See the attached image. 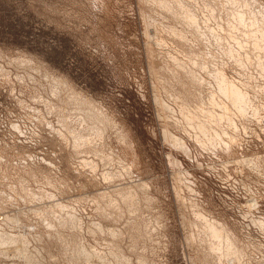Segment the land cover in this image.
I'll return each instance as SVG.
<instances>
[{"label":"rangeland","instance_id":"374dc122","mask_svg":"<svg viewBox=\"0 0 264 264\" xmlns=\"http://www.w3.org/2000/svg\"><path fill=\"white\" fill-rule=\"evenodd\" d=\"M263 48L264 0H0V264H264Z\"/></svg>","mask_w":264,"mask_h":264},{"label":"bare ground","instance_id":"6f19581e","mask_svg":"<svg viewBox=\"0 0 264 264\" xmlns=\"http://www.w3.org/2000/svg\"><path fill=\"white\" fill-rule=\"evenodd\" d=\"M252 17V16H251ZM196 20V19H195ZM192 24V23H191ZM252 24V23H251ZM256 26V25H255ZM204 30V29H203ZM262 35H263V33H262ZM201 36V35H200ZM251 38V37H250ZM262 39H263V36H262ZM254 43V45H255V43H257V42H253ZM253 45V44H252ZM258 45H259V43H258ZM257 46V45H256ZM260 46V45H259ZM262 47V46H261ZM259 49L258 50H260V49H262V48H260V47H258ZM255 51H257V50H255L254 49V51L253 52H255ZM262 52H264V48H263V50H261ZM261 51H260V53H261ZM236 52V51H235ZM194 57V56H193ZM255 59V58H254ZM262 61V60H261ZM257 64V63H256ZM260 64H262V63H260ZM196 66V65H195ZM240 66H241V64H240ZM257 66V65H256ZM261 68H263V67H261ZM213 69V68H212ZM219 72V71H218ZM264 74V73H263ZM212 79V78H211ZM218 83V82H217ZM221 85V84H220ZM225 87V86H224ZM229 87V86H228ZM224 89V88H223ZM233 89H234V87H233ZM231 91V90H230ZM221 92V91H220ZM224 93H225V91H224ZM232 93V92H231ZM236 93H237V91H236ZM235 93V94H236ZM233 95V94H232ZM226 96V95H225ZM239 96H240V99H242V98H244L243 96H242V98H241V95H238V93H237V98H238V100H232L233 101V103H236L237 101H240V99H239ZM229 97V96H228ZM218 98V97H217ZM243 100V99H242ZM241 103H242V101H240ZM247 102V101H246ZM245 102V103H246ZM238 103V102H237ZM239 104V103H238ZM208 105V104H207ZM243 105V104H242ZM238 106V105H237ZM244 106V105H243ZM245 107V106H244ZM243 107V108H244ZM230 110V109H229ZM256 110V109H255ZM184 111V110H183ZM204 111V110H203ZM257 111V110H256ZM241 112V111H240ZM239 112V113H240ZM225 113V112H224ZM182 114V113H181ZM185 115V114H184ZM192 117V116H191ZM188 118V117H187ZM197 118V117H196ZM186 119V118H185ZM191 119V118H190ZM187 120V119H186ZM191 121V120H190ZM193 126V125H192ZM198 126V125H197ZM201 127V126H200ZM199 127V128H200ZM200 132V131H199ZM81 133V132H80ZM165 134V133H164ZM204 134H206V133H204ZM167 136V139H168V137L170 136V134H168V135H166ZM207 136V135H206ZM170 140V139H169ZM231 140V139H230ZM176 142H177V140H175ZM179 141V140H178ZM180 142H181V140H180ZM181 144H183V143H181ZM130 195V194H129ZM130 197V196H129ZM131 199V198H130ZM129 199V200H130ZM131 203V202H130ZM8 218V217H7ZM76 222V221H75ZM60 223V222H59ZM75 225V224H74ZM50 228V227H49ZM75 228V227H74ZM77 229V228H76ZM112 230H113V227H112ZM211 230H213L214 231V229H211ZM213 231H211V232H213ZM114 233V232H113ZM216 233V232H215ZM214 233V234H215ZM215 236V235H214ZM114 237V236H113ZM228 237V236H227ZM217 238V237H216ZM219 238V237H218ZM9 241V240H8ZM56 241V240H55ZM227 241V239H225V242ZM3 242H5L4 240H2V241H0V246L3 244ZM224 242V241H223ZM230 242V241H229ZM11 243V242H10ZM9 243V244H10ZM62 243V242H61ZM228 243V242H227ZM232 243V242H231ZM4 244H6V242L4 243ZM8 244V243H7ZM15 244V243H14ZM59 244V243H58ZM209 244H211V243H209ZM224 244H226V243H224ZM12 245V244H11ZM215 245H217V244H215ZM5 246V245H4ZM27 246V245H26ZM212 246H213V244H212ZM86 248V247H85ZM16 250V249H15ZM22 250H23V248H22ZM26 250V249H25ZM87 250V249H86ZM213 250H215V249H213ZM9 251V250H8ZM44 251H46V250H44ZM88 251V250H87ZM211 251V250H210ZM23 253V252H22ZM50 253V252H49ZM13 254V253H12ZM26 254V253H25ZM47 254V253H46ZM82 254V253H81ZM83 254L85 255V253L83 252ZM87 254H89V252H87ZM91 254V253H90ZM89 254V255H90ZM51 257V256H50ZM86 258V257H85ZM117 258H118V256H117ZM28 260H29V258H27ZM26 259V260H27ZM51 259V258H50ZM56 258H54V260H55ZM87 259V258H86ZM89 259V258H88ZM9 260V259H8ZM25 260V261H26ZM27 260V261H28ZM78 260V259H77ZM119 260V259H118ZM76 261V260H75ZM80 261V260H79ZM28 263H30V262H28ZM55 263V262H54ZM81 263V262H80ZM27 264V263H26ZM98 264V263H97Z\"/></svg>","mask_w":264,"mask_h":264}]
</instances>
